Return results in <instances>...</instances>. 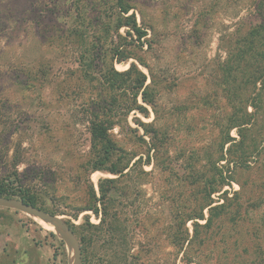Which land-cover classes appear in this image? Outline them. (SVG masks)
I'll use <instances>...</instances> for the list:
<instances>
[{"label": "rangeland", "instance_id": "obj_1", "mask_svg": "<svg viewBox=\"0 0 264 264\" xmlns=\"http://www.w3.org/2000/svg\"><path fill=\"white\" fill-rule=\"evenodd\" d=\"M121 4L127 14L118 0H0V189L60 217L84 244V264H264V87L245 90L257 97L246 107L254 115L244 138L229 132L234 162L243 152L250 158L223 168L230 108L221 69L260 61L254 48L264 35L249 32L264 24V0ZM130 16L146 34L140 40L131 27H116ZM131 63L152 82L153 106L139 96L146 112L126 114L132 96L114 94L119 123L109 137L118 148L113 160H129L128 177L103 184L102 193L100 180L118 176L91 171L90 101L105 96L97 79L106 66L123 72ZM191 168L204 173L196 183ZM211 186L212 206L223 209L209 228H197L186 263L170 234H193L185 215L201 212ZM1 225L0 264L72 259L36 218L0 208Z\"/></svg>", "mask_w": 264, "mask_h": 264}, {"label": "trees", "instance_id": "obj_2", "mask_svg": "<svg viewBox=\"0 0 264 264\" xmlns=\"http://www.w3.org/2000/svg\"><path fill=\"white\" fill-rule=\"evenodd\" d=\"M120 11L123 14H127L129 8L124 7L121 4V0H118ZM123 19V18H122ZM125 19V20H124ZM117 22L116 27H131L135 33L137 34V39L140 40L146 34L144 31L140 30L136 26L135 18L133 16L124 18ZM131 21V23H130ZM256 32V35H264V24H259L254 29L249 32V35ZM129 35V33H128ZM254 36V34H253ZM263 46V47H262ZM257 47H261L260 50ZM256 54L260 57V61L249 66L247 70H243V68H239L238 64L236 66L227 65L222 69L223 72V95L224 99L227 101V105L230 108V114L226 115L223 119V133L225 135L223 145L230 143V147L226 150L229 156H222V159H225L226 166L223 168L229 169L230 165L233 163H247V159L250 158L246 152H243L241 156L237 158L234 162V157L231 155L232 149L238 146L237 142L233 138L229 136V132L232 129H236L238 135L243 139V132L248 129L250 125H252L253 115L252 113H248L246 107L251 106L255 108V100L257 94L253 95L254 92L250 93L248 96L246 95L245 90L247 87L252 86V91L256 89L257 84L260 85V89L264 87V66L262 65L264 61V42L260 43L254 48ZM255 54V53H254ZM243 55L240 54V58ZM125 58L119 59L118 61H124ZM238 60V59H237ZM240 63V62H238ZM89 67V64H87ZM245 68V67H244ZM85 75H89V72H86ZM240 76V77H239ZM125 78V79H124ZM98 82L101 86V89L104 90L105 96L101 98L99 102H95V100L90 101V109L88 120V132L90 135V146H91V171H105L113 176H118L117 178H110L100 180V189L103 191V184H115L119 179L123 177H128V172L124 173V171L128 168L129 160L123 162V157L114 158V154L118 151L116 145L111 141L109 137V131L114 128V126L118 125V120L116 116L111 112V106L113 103H118L120 100L115 97L114 94H119L122 97L125 93H129L132 97L131 103H126V114L130 112L137 111L140 113H145L146 110L142 106L137 103V98L140 96V99L143 103L153 106V101L148 97L149 92L152 87V82L148 85L145 84L146 76L137 69L134 63H131L129 68L123 72H117L114 70L113 66H106L104 71L98 75ZM107 95L109 97L107 98ZM128 102V101H124ZM93 104V105H92ZM248 126V127H247ZM251 127V126H250ZM214 167V166H213ZM212 172L211 180L216 178L215 170L210 169ZM189 176L191 178L196 179L194 183L197 182L198 179H201L204 176V173L200 169L191 168L189 172ZM221 184L223 181L225 182L228 179V176H222L220 173ZM210 185L212 182L209 183ZM216 192L215 188L211 186L208 191V195L210 197V201L204 207L199 214L194 215H185V220H193V234L190 236L188 232H172L171 239L172 244L175 247H178L179 251H182L184 254V260L186 263H191L192 258L188 256L191 252V244L195 243L198 240V230L197 228L207 229L210 227L211 218L215 211L223 209V205L212 206L213 201L211 200V195ZM15 194H11L7 192L4 188L0 189V197L12 198ZM21 201L26 204H30L35 206L34 201L27 199L25 197H20ZM207 208L208 217L204 218L203 210ZM198 220H205L203 225H199L197 223ZM200 241H204V239H200Z\"/></svg>", "mask_w": 264, "mask_h": 264}, {"label": "water", "instance_id": "obj_3", "mask_svg": "<svg viewBox=\"0 0 264 264\" xmlns=\"http://www.w3.org/2000/svg\"><path fill=\"white\" fill-rule=\"evenodd\" d=\"M0 208L24 213L52 226L55 233L58 234L60 239L68 248L69 257H72V259H69L68 264L81 263L80 244L70 227L60 217L46 213L37 207L24 203L21 200L5 197H0Z\"/></svg>", "mask_w": 264, "mask_h": 264}, {"label": "flooded vegetation", "instance_id": "obj_4", "mask_svg": "<svg viewBox=\"0 0 264 264\" xmlns=\"http://www.w3.org/2000/svg\"><path fill=\"white\" fill-rule=\"evenodd\" d=\"M79 244H80V248H81V263L80 264H84L85 263V259H86V251L84 249V244H82L81 241H80Z\"/></svg>", "mask_w": 264, "mask_h": 264}, {"label": "crops", "instance_id": "obj_5", "mask_svg": "<svg viewBox=\"0 0 264 264\" xmlns=\"http://www.w3.org/2000/svg\"><path fill=\"white\" fill-rule=\"evenodd\" d=\"M3 225H1L0 227H2ZM2 231L0 230V236H2ZM3 238V237H2ZM4 242H5V239H4V241H3V244L2 245H0V261L2 262V258L1 257H3V254H4V251H5V247H4Z\"/></svg>", "mask_w": 264, "mask_h": 264}, {"label": "bare ground", "instance_id": "obj_6", "mask_svg": "<svg viewBox=\"0 0 264 264\" xmlns=\"http://www.w3.org/2000/svg\"><path fill=\"white\" fill-rule=\"evenodd\" d=\"M40 221V220H39ZM41 222H43V221H41ZM44 223V222H43ZM46 224V223H45ZM44 226H46L48 229H50L52 232L54 231V229H53V227L52 226H50V225H48V224H46V225H44Z\"/></svg>", "mask_w": 264, "mask_h": 264}]
</instances>
